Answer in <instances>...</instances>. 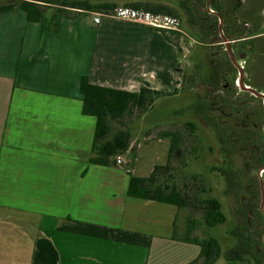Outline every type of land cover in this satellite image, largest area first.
<instances>
[{
	"label": "crops",
	"instance_id": "0c3cea01",
	"mask_svg": "<svg viewBox=\"0 0 264 264\" xmlns=\"http://www.w3.org/2000/svg\"><path fill=\"white\" fill-rule=\"evenodd\" d=\"M17 1L0 0V264L194 262L200 248L181 208L130 198V175L89 162L95 119L81 114L79 95L83 76L114 90L177 93V48L111 11L61 15L42 4L33 22ZM149 3L136 9L170 6Z\"/></svg>",
	"mask_w": 264,
	"mask_h": 264
},
{
	"label": "rangeland",
	"instance_id": "374dc122",
	"mask_svg": "<svg viewBox=\"0 0 264 264\" xmlns=\"http://www.w3.org/2000/svg\"><path fill=\"white\" fill-rule=\"evenodd\" d=\"M47 1L52 3L53 6V9L49 8L48 12H55L57 5L62 2L72 1H84L95 5L109 3L114 4L115 8L117 6H129L130 3L140 7L151 4L150 1H161L170 4L169 10L177 15L176 18L181 23L180 30L176 32L178 36L171 37L179 52L174 56V73L181 74V89L177 93L162 94L145 111L135 110L129 117H125L120 124H111L114 131L121 128L128 129L132 145H130L127 152L120 154L127 164H115L110 165V167L118 169L120 177L129 175L147 176L155 165H164L167 160L169 139L162 137L161 133L168 130L180 132L184 139V157L173 159L170 163L171 169L166 171L163 177L166 178L168 185L174 182L180 187L184 177L188 178L190 175L200 174L203 177L201 179H203L206 190H211L208 195L221 201L226 216V221L222 224L206 228L199 211L182 208L181 213L186 215L188 221L191 219L196 220L190 236L216 238L221 246L222 253L234 248L237 243L239 228L245 220L242 217L239 218L238 211L241 207H238V201L244 202L246 206L252 209L245 210L243 208L242 210L248 213L253 224L257 222L256 209L260 206V188L258 180L255 179V173L259 171L257 166L245 165L244 156L241 154L238 145L235 148L232 144L226 146L225 141H221L219 138L225 130L230 138L232 128L230 121L227 120V107L222 108L221 103V101L223 104L226 102L223 101L226 92L221 90L222 87L217 81L222 76L224 78L221 80L229 84L232 76H238L236 68L229 64L228 58L223 56V52L226 50L219 31L216 35L206 37V40L193 39V36L199 33L198 29H191L186 22V15L178 8L184 0ZM232 1L234 4L237 3L240 8L234 16L236 22L234 24L237 27L242 25L247 31L264 32V0ZM261 37V43L255 41L241 51L231 43V49L235 55L238 52H247L242 60L236 59V61L243 67L245 82L256 89H259V87L255 86L253 82L257 81L259 82L257 84L264 85V33ZM234 81L237 90V81L236 79ZM186 122L194 123L196 129L193 132L188 131L185 126ZM235 130L237 132L240 129ZM183 161L185 162L184 165L182 164ZM127 168H129L131 174H129V171L125 172ZM229 169H238L241 172V179L235 180V176ZM169 175L172 176V179L167 177ZM197 186H202V184L196 182L193 186L194 189ZM102 205V203H96V206ZM187 225H189L188 222ZM215 264H226L222 254ZM238 264H255V261L251 257H245L239 260Z\"/></svg>",
	"mask_w": 264,
	"mask_h": 264
},
{
	"label": "trees",
	"instance_id": "16d2710c",
	"mask_svg": "<svg viewBox=\"0 0 264 264\" xmlns=\"http://www.w3.org/2000/svg\"><path fill=\"white\" fill-rule=\"evenodd\" d=\"M205 1L206 0H184L178 7L180 11L186 15V22L191 29H198L199 33L194 35L193 39L201 38L202 40H206V37L218 34V17L216 15H221L222 32L226 37H232L235 48L243 50L247 45L249 47L250 44L255 41L256 43H261V35L264 32L247 31L242 25L237 27L236 24H234V16H236V13H238L240 9L237 3L234 4L232 0H209V7L214 12V14H210L205 9ZM17 2L20 9L24 12L25 18L33 22L40 21L45 12V5L52 4L47 0H20ZM58 6V12L61 15L65 13L64 8H76V10L95 11L96 13H108L115 8L114 4L101 3L95 5L84 1L62 2L58 4ZM129 6L135 9L139 8L138 5L134 4H130ZM148 7L145 9L153 13H160L158 10L153 8L148 9ZM167 15H171L173 18L177 16L175 13H172L171 10H168ZM159 31L165 40L171 42V44L177 48V45L172 41L171 37L178 36V33L172 32L171 30ZM245 53L247 55V52ZM223 56H225L224 58H228L226 51L223 52ZM229 64L231 63L229 62ZM223 78L224 77L220 76L217 83L221 85V90L226 92V95L223 97V101L226 102L223 104L221 101V103L223 105L222 108L227 107L228 110L230 95L228 92V85H231L235 76L230 78L229 84L221 80ZM253 83L259 88L264 87L261 83L257 84L259 83L257 81ZM162 94L161 92L146 87L141 88L137 93L114 90L112 88L95 86L89 82L86 76L81 77L79 80V95L82 102L81 114L92 116L95 119V131L93 132V143L89 162L96 165H115V157L130 149L131 136L128 129L121 128L114 131L111 124H120L125 117H129L135 110L145 111L148 107H151L154 100ZM238 125L240 127V122ZM185 126L190 132L196 129L195 124L192 122H186ZM238 129L240 130L235 134L233 143L234 148L236 147V142L240 141L241 127ZM161 135L169 139L166 163L164 165H155L150 174L145 177L130 175L128 177L126 194L130 198L167 203V205H173L177 208L199 211L201 213L202 222L206 228H211L225 222L226 216L224 215L221 201L214 196L208 195V192L211 190H206L203 179H201L203 177L200 174H193L188 178L184 177L180 187L174 182L168 185L166 178L163 176L166 171L171 169L170 163L173 159L184 157V139L183 135L178 131L168 130L162 132ZM219 138L221 141H225L226 146H231L229 134L226 130L220 134ZM182 164L184 165L185 162L183 161ZM230 171L235 176V180L241 179V172L238 169ZM167 177L172 179L171 175ZM255 179L259 182L256 176ZM196 182H200L202 186H197V188L194 189L193 186ZM258 184L260 188V183ZM240 187H242V185H240ZM202 193H205V195ZM237 205L241 207L238 211L239 218L242 217L245 220L239 228L240 230L237 235L235 247L222 253L221 246L216 238L210 236L203 238L195 237L190 241L198 245L200 249L197 259L190 264H215L221 254L226 264H238V261L245 257H251L255 261V264H264V242L262 241V234L264 233V214L259 206V208L256 209L258 217L257 222L253 224L249 219L248 213L245 212L246 209H252L246 206L242 201H238ZM243 208L245 210H242ZM195 222L196 220L194 219L188 221L189 232L194 229Z\"/></svg>",
	"mask_w": 264,
	"mask_h": 264
},
{
	"label": "flooded vegetation",
	"instance_id": "af4514ba",
	"mask_svg": "<svg viewBox=\"0 0 264 264\" xmlns=\"http://www.w3.org/2000/svg\"><path fill=\"white\" fill-rule=\"evenodd\" d=\"M241 50L242 49H240V51ZM240 54H245L246 56V53L244 52H238L236 56ZM235 79L237 81V76H235ZM235 79H233L231 85L228 87L230 95L228 107L229 112L227 116L232 128L230 132L232 139H230V141L233 146L235 140L234 134L236 132L235 129L241 127L240 141L236 142V147L238 145L239 149H241L245 165L257 166L259 171L260 168L264 167V87L256 89L245 82L242 77V82L245 86L255 90L263 97L257 96L248 92L246 89H242L237 82L236 85H238V88L236 90L234 85ZM239 122L240 127L238 125ZM255 176L259 179V183H262L264 191V170L256 172Z\"/></svg>",
	"mask_w": 264,
	"mask_h": 264
},
{
	"label": "built area",
	"instance_id": "2783aa9c",
	"mask_svg": "<svg viewBox=\"0 0 264 264\" xmlns=\"http://www.w3.org/2000/svg\"><path fill=\"white\" fill-rule=\"evenodd\" d=\"M210 11L213 12L211 9ZM108 16L117 20L152 27V29L156 30H171L172 32H178L180 30V21L178 19L173 18L171 15L153 13L145 9H133V7L128 6L117 7ZM99 17L100 15L93 17L95 24H98ZM115 164L125 165L127 162L124 161L122 155H117L115 157ZM126 171H129V169L127 168ZM262 241L264 242V235L262 236Z\"/></svg>",
	"mask_w": 264,
	"mask_h": 264
},
{
	"label": "water",
	"instance_id": "95a60500",
	"mask_svg": "<svg viewBox=\"0 0 264 264\" xmlns=\"http://www.w3.org/2000/svg\"><path fill=\"white\" fill-rule=\"evenodd\" d=\"M205 9L210 12V14H214V12H211L210 11V8H209V0H206L205 1ZM218 18V31H219V34H220V38L224 44V47H225V50L228 54V59L230 61V63L233 65V67L236 68V70L238 71V76H237V84L242 88V89H246L248 92L254 94V95H257V96H261L263 97L261 94L257 93L255 90L251 89V88H248L247 86H245L242 82V77H244V73H243V67L240 66L236 59L238 60H242L244 57H245V54H240L238 56H236L232 49H231V43L234 42V40L229 37H226L224 36L223 32H222V29H221V26H222V16L221 15H216ZM261 170H264V167L260 168L259 171ZM260 189H261V192H260V195H261V201H260V209L262 211V213L264 214V208H263V186H262V183L260 182Z\"/></svg>",
	"mask_w": 264,
	"mask_h": 264
}]
</instances>
